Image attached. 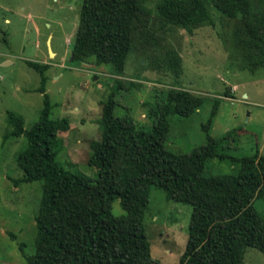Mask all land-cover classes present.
<instances>
[{
  "label": "trees",
  "instance_id": "16d2710c",
  "mask_svg": "<svg viewBox=\"0 0 264 264\" xmlns=\"http://www.w3.org/2000/svg\"><path fill=\"white\" fill-rule=\"evenodd\" d=\"M211 6L222 20L236 22L232 42L244 68L251 73L263 70L264 0H84L72 61L124 74L139 46L160 50L159 39L170 31L192 34L214 26ZM157 62L168 72L181 73L182 58L172 47ZM28 64L41 75L44 108L28 130L21 115L9 112L5 136L27 140V149L17 157L23 177L15 185L43 183L36 250L27 264H155L145 227L153 188L168 190L175 202L193 208L180 264H246L248 248L264 253V216L254 207L264 199V156L230 155L224 145L238 134L217 140L210 135L212 121L206 145L190 153L169 146L171 118L198 114L205 104L202 96L177 88L158 93L147 115L153 124L146 129L137 126L129 110L117 116L120 105L110 96L103 103L102 140L92 146L88 161L99 172L94 184L59 163L58 138L69 129V121L51 118L53 106L46 92L51 65ZM213 160L231 161L240 170L236 175L207 176V164ZM117 200L125 211L121 217L113 214Z\"/></svg>",
  "mask_w": 264,
  "mask_h": 264
},
{
  "label": "rangeland",
  "instance_id": "374dc122",
  "mask_svg": "<svg viewBox=\"0 0 264 264\" xmlns=\"http://www.w3.org/2000/svg\"><path fill=\"white\" fill-rule=\"evenodd\" d=\"M83 1L0 0V264H27L26 258L36 250L43 183L15 185L23 177L17 157L27 149V140L24 136L5 139L9 112L21 115L28 130L44 108L41 75L29 62L51 65L46 86L53 106L51 118L69 121V129L58 138L59 163L94 184L99 172L88 161L92 146L102 140L103 103L112 95L120 105L117 116L129 110L144 129L153 124L147 115L158 93L177 88L202 96L205 104L198 114L171 118V148L190 153L206 145V128L212 121L211 137L222 140L229 133L238 134L224 145L230 155L245 158L259 152L264 156V69L251 73L244 68L232 42L236 22L222 20L211 6L214 26L192 34L179 29L168 32L159 39L161 53L155 47L139 46L130 54L125 73L118 75L109 66L72 61ZM168 47L182 58L179 75L157 62ZM239 170V164L213 160L207 164L206 175H236ZM254 207L264 216V199ZM192 213L191 206L175 202L168 190L152 189L145 227L155 264H180ZM113 214H125L119 200L113 204ZM245 263L264 264V253L248 248Z\"/></svg>",
  "mask_w": 264,
  "mask_h": 264
},
{
  "label": "water",
  "instance_id": "95a60500",
  "mask_svg": "<svg viewBox=\"0 0 264 264\" xmlns=\"http://www.w3.org/2000/svg\"><path fill=\"white\" fill-rule=\"evenodd\" d=\"M51 54L53 55V56H55V54L51 51Z\"/></svg>",
  "mask_w": 264,
  "mask_h": 264
}]
</instances>
